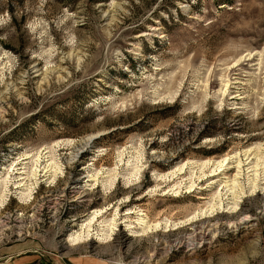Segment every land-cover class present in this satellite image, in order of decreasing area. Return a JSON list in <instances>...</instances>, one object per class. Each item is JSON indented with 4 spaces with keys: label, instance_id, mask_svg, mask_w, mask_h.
I'll list each match as a JSON object with an SVG mask.
<instances>
[{
    "label": "rangeland",
    "instance_id": "374dc122",
    "mask_svg": "<svg viewBox=\"0 0 264 264\" xmlns=\"http://www.w3.org/2000/svg\"><path fill=\"white\" fill-rule=\"evenodd\" d=\"M224 158L243 198L211 213L217 192L232 201L202 164ZM263 168L264 0H0V264H133L216 222L164 264H264ZM101 208L117 230L72 245ZM128 209L161 227L142 236ZM238 212L256 220L230 229Z\"/></svg>",
    "mask_w": 264,
    "mask_h": 264
},
{
    "label": "bare ground",
    "instance_id": "6f19581e",
    "mask_svg": "<svg viewBox=\"0 0 264 264\" xmlns=\"http://www.w3.org/2000/svg\"><path fill=\"white\" fill-rule=\"evenodd\" d=\"M155 30H158V29H152V32L154 33ZM148 33V32H147ZM68 57V56H67ZM63 60L67 59L65 58L64 56L62 57ZM62 60V61H63ZM66 62V61H65ZM81 62V59L80 58H77V62L76 64L79 66V64ZM39 72L38 70H35L34 73H37ZM39 74H36V76H38ZM45 77V76H44ZM95 137H89L85 143H84V146L82 149H85L89 146L90 142L92 141V139H94ZM248 159V158H247ZM259 161V160H258ZM35 163V168L33 169L32 171V177H37L38 176V172H40L37 168H40V164H41V158L40 156L37 157V159L34 161ZM46 163V162H45ZM211 163V164H210ZM236 163V166L235 168L238 169L239 171H241L242 169V166H241V161L240 160H237ZM259 163V162H258ZM257 163V164H258ZM47 164V163H46ZM214 165H217L216 166V169L215 170H212L211 174L209 175V177H217V176H220L221 178H219L220 180H223L222 181H219L220 182V185H222V183H224V185L222 186L223 188H227L225 194L228 193V196H231L230 200L229 201H232V202H228V203H224V200H228V198L226 199H223V197L225 196L223 194V196L220 194V193H216V196H213V200H214V203L209 205L210 206V211L211 213L212 212H216V211H221L222 213H226L225 210L227 209L228 211L230 210H235L236 207L238 206V203H240V199L243 198V196H239L238 193H237V188L238 186L240 187L239 185V182H237V179H238V172L237 174L234 175V178L233 180H229V178H226L224 176V169L226 168V166L229 164V158H224L221 162H219L218 164H216L215 162H211V161H208L206 163H203L202 165H211L213 166ZM250 164V163H249ZM260 165V164H259ZM33 166V167H34ZM50 167V170H52V166L49 164V165H45L42 170H45L47 168ZM201 167V166H200ZM224 169H221L223 168ZM255 167H257V165H255L254 167H252L253 169H256ZM24 169V168H22ZM54 169V168H53ZM220 169V170H219ZM264 169V168H263ZM48 170V169H47ZM45 171V173H47L48 171ZM49 170V171H50ZM179 170H182V169H179ZM178 170V171H179ZM25 171V170H24ZM54 174L56 172V170H53ZM252 172H256L255 170H252ZM41 173V172H40ZM182 173V172H181ZM180 173V174H181ZM241 173V172H239ZM257 173V172H256ZM20 174H23V172H21ZM53 174V173H52ZM204 175V174H203ZM253 175V174H252ZM258 175L254 173V176L256 177ZM51 176V175H50ZM251 176V175H250ZM90 178V181H98L100 178H98V175H91L89 176ZM103 178V177H102ZM117 176H114L112 179L114 181V179H116ZM249 178V176H248ZM247 178V179H248ZM200 179V177H199ZM251 179V178H250ZM257 179V177L255 178ZM23 180V179H20V181ZM37 179L35 178V183L33 184H37ZM250 180H248L249 182ZM252 182L251 186L252 188L254 189L255 191V188L257 187L256 186V182L255 180L251 179L250 183ZM215 183V181L213 182ZM256 183V184H255ZM185 184V183H184ZM189 184V183H188ZM66 185H68V182L66 183ZM96 185V184H95ZM183 184H181L182 186ZM22 185L19 184L18 187H20ZM177 187V186H176ZM193 186H189V187H185L184 189H190L189 192L192 191V188ZM220 187V186H219ZM178 189H180V186H178L177 188H174V191H177L180 192ZM222 190V188L220 189ZM219 190V191H220ZM241 190V189H240ZM188 192V193H189ZM222 192V191H221ZM75 193V192H74ZM77 196L75 197V200L78 201V202H81V203H84V202H89V198L91 197L90 196V193L87 191V189H82L81 191H77ZM241 193V191H240ZM241 195V194H240ZM202 197H199L198 199L201 200ZM109 205V204H108ZM229 205H232L231 207H228ZM117 207V206H116ZM119 208V207H118ZM200 211V210H199ZM106 211H102V208L99 209V210H96L93 212L92 216L90 217V219L88 220V222L84 225H81L79 231H76V233H74L73 235H71V243L72 245H76V244H80V243H84L85 241H89L91 243H97V240L98 242L100 241H103L105 242V240L107 239L108 236H110L114 231L117 230V227H118V220L121 218H118L117 215H119L118 213H114L113 214V218H111L109 221H105V220H102L101 222L97 223L98 222V219L99 217H102V213H105ZM116 212V211H115ZM202 212V211H200ZM207 212V210H206ZM232 212V211H231ZM199 213V212H198ZM228 213V212H227ZM239 213V212H238ZM136 215V218L135 220L132 222L134 223L135 225H137L139 227V229L141 230V235H147V233H152V232H156L159 227H161V223L159 222H151L149 221V217L147 218L146 216V213L143 214L140 210L136 211V210H132V209H128L122 216H124L123 218H125V221L124 222H130V219H131V215ZM196 214V213H195ZM197 215V214H196ZM195 215V216H196ZM203 215H205V213H203ZM208 215V213L206 214ZM238 215V214H237ZM239 215H243L242 217H240L236 222L234 223H230L228 224L229 228L230 229H234V230H237L238 228H243V227H247L250 225V222L252 220H256L255 219H251L250 216H248L247 214L245 215V213H239ZM193 217V216H192ZM206 217V216H205ZM239 217V216H238ZM196 217H193L191 219H189V221H194ZM201 218V217H200ZM204 218V216H203ZM133 219V218H132ZM201 220V219H200ZM203 223V222H202ZM229 223V222H228ZM183 224V223H182ZM166 225V224H165ZM180 224L178 223L177 226H179ZM129 226V225H128ZM176 226V225H175ZM174 226V227H175ZM227 226V225H226ZM200 227V226H199ZM130 228H134V227H130ZM180 228V226L178 227ZM198 228V227H197ZM221 228H222V224L220 222H216L215 224L213 225H210V224H206L204 226H201L198 229H195L193 230V232L189 233L188 235H181V236H178L177 238H175V240L173 241V244L170 245V243L166 242V240H159V239H156V242L155 243H152V246L154 247V251L152 253H147V254H144L142 256H139V257H133V261L132 263L133 264H164L166 262V260L170 257V254L173 252V251H179V250H185V255L188 253V258L190 259V256L195 254L196 251L198 249H201L203 247H208L210 246L213 242L216 241V238L218 237V235L220 234L221 232ZM198 230V231H196ZM133 232V231H131ZM134 234L136 233V231L133 232ZM132 236V235H131ZM97 239V240H96ZM103 242H101V244H103ZM122 244L126 245L127 242L126 241H122L121 242ZM257 243V242H256ZM72 245L70 246H66V248L68 247H71ZM106 245V244H105ZM109 246V245H108ZM108 246L106 248H108ZM105 248V246L103 247ZM110 249V248H109ZM108 249V251H109ZM103 250V249H102ZM111 250V249H110ZM104 251V250H103ZM102 252V251H101ZM111 252V251H110ZM109 252V253H110ZM108 254V253H106ZM184 255V254H183ZM186 257V258H187ZM195 257V256H194ZM131 262V261H130ZM188 264H195V260H190V261H187Z\"/></svg>",
    "mask_w": 264,
    "mask_h": 264
}]
</instances>
